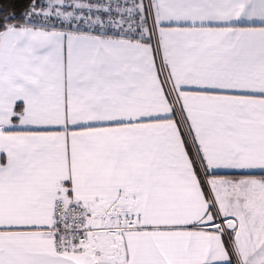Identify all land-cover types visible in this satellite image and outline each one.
Returning <instances> with one entry per match:
<instances>
[{
  "label": "snow or ice",
  "instance_id": "obj_1",
  "mask_svg": "<svg viewBox=\"0 0 264 264\" xmlns=\"http://www.w3.org/2000/svg\"><path fill=\"white\" fill-rule=\"evenodd\" d=\"M0 264H264V0H0Z\"/></svg>",
  "mask_w": 264,
  "mask_h": 264
}]
</instances>
